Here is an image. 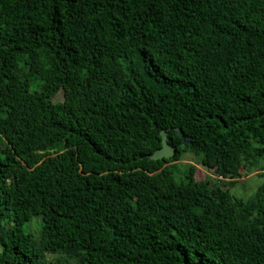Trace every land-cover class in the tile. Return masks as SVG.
Wrapping results in <instances>:
<instances>
[{
  "label": "trees",
  "instance_id": "1",
  "mask_svg": "<svg viewBox=\"0 0 264 264\" xmlns=\"http://www.w3.org/2000/svg\"><path fill=\"white\" fill-rule=\"evenodd\" d=\"M0 264H264V0H0Z\"/></svg>",
  "mask_w": 264,
  "mask_h": 264
},
{
  "label": "rangeland",
  "instance_id": "2",
  "mask_svg": "<svg viewBox=\"0 0 264 264\" xmlns=\"http://www.w3.org/2000/svg\"><path fill=\"white\" fill-rule=\"evenodd\" d=\"M62 94L58 93L55 95V100H61ZM199 157L191 152L183 153L181 159L178 160L177 163L179 164H185V163H191L197 167V176L199 178H203L206 174H210L209 171H207L201 164L198 163ZM181 166V165H179ZM214 176V175H210ZM260 182V178L257 175V171H252L250 173H243L241 171V175L239 178L235 179V183L233 186L230 187V190L233 194L237 196L246 197L254 192L256 186ZM31 227L33 232H37V224L36 220L34 219L31 222Z\"/></svg>",
  "mask_w": 264,
  "mask_h": 264
},
{
  "label": "water",
  "instance_id": "3",
  "mask_svg": "<svg viewBox=\"0 0 264 264\" xmlns=\"http://www.w3.org/2000/svg\"><path fill=\"white\" fill-rule=\"evenodd\" d=\"M160 134H161V146L157 148L151 155V158L153 159L168 158L171 157L175 152V148L169 145L167 142V134L165 133V131L160 130ZM177 134L179 135L180 138H182L183 141L190 143L184 137L180 129L177 130Z\"/></svg>",
  "mask_w": 264,
  "mask_h": 264
}]
</instances>
